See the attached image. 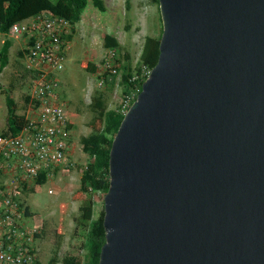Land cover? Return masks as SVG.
Here are the masks:
<instances>
[{
  "label": "water",
  "instance_id": "water-1",
  "mask_svg": "<svg viewBox=\"0 0 264 264\" xmlns=\"http://www.w3.org/2000/svg\"><path fill=\"white\" fill-rule=\"evenodd\" d=\"M124 115L98 264H264V0H159Z\"/></svg>",
  "mask_w": 264,
  "mask_h": 264
},
{
  "label": "rangeland",
  "instance_id": "rangeland-1",
  "mask_svg": "<svg viewBox=\"0 0 264 264\" xmlns=\"http://www.w3.org/2000/svg\"><path fill=\"white\" fill-rule=\"evenodd\" d=\"M90 11L94 13L97 29L87 28V24L77 35L72 33L70 54L65 68L58 74L60 96L69 108L73 124V159L76 162L56 171L44 184L23 195L30 208L32 223L40 227L37 239L40 264H47L55 252L61 260L67 253L84 258L87 250L75 234L80 207L87 199H92L93 218H97L104 208V193L81 188L82 171L90 162V157L82 150L81 138L94 135L102 127L91 106L96 92L105 93L107 109L118 111L127 85L120 74L115 77L114 85L106 83L100 87L95 73L87 70L88 63H101L107 50L104 37L112 33L122 46V56L128 51L132 66L136 67L146 36L159 37L163 28L159 4L152 0H130L129 3L127 0H107L105 11L97 8L93 0H88L85 14ZM11 40L9 62L0 74V134L8 130L9 99L14 101L18 114L26 116L30 107L27 97L33 73L25 64V38L14 34Z\"/></svg>",
  "mask_w": 264,
  "mask_h": 264
},
{
  "label": "built area",
  "instance_id": "built-area-1",
  "mask_svg": "<svg viewBox=\"0 0 264 264\" xmlns=\"http://www.w3.org/2000/svg\"><path fill=\"white\" fill-rule=\"evenodd\" d=\"M72 33L71 22L50 10L15 24L8 34L0 19V49L14 34L23 35L25 64L33 73L26 124L16 134H0V264H36L40 227L27 214L23 195L39 185L40 176L49 179L76 162L73 124L60 96L58 76L68 59ZM122 58L119 48L106 50L95 72L100 87L108 77L122 73ZM151 69L145 66L141 79L146 80ZM141 89L136 84L124 95L121 114L127 113Z\"/></svg>",
  "mask_w": 264,
  "mask_h": 264
},
{
  "label": "trees",
  "instance_id": "trees-1",
  "mask_svg": "<svg viewBox=\"0 0 264 264\" xmlns=\"http://www.w3.org/2000/svg\"><path fill=\"white\" fill-rule=\"evenodd\" d=\"M152 1L159 4V0ZM127 2L129 3L130 0H127ZM93 3L101 11L106 10L104 0H93ZM87 5L88 0H0L2 31L8 34L15 24L46 10L53 11L57 15L69 20L74 30L75 25L81 21ZM161 36L162 32L159 37L151 35L146 36L136 67L132 66L131 55L128 51L122 56V82L127 85L125 94H130V88L136 84L140 86L143 85L145 80L141 79L140 76L145 66L152 68L158 62ZM11 45L12 40L7 39L0 49V74L9 62V50ZM104 47L107 49L109 47L119 48L121 52L122 46L114 35L107 34L104 37ZM97 68L98 65L96 63H88L87 70L89 72L95 73ZM115 77L117 76L112 78L108 77L107 83L111 86L114 85ZM136 98L137 95L135 99ZM27 101H29V97H27ZM91 106L93 111L97 113L96 118L102 122V127L94 135H84L81 138L82 150L84 153H86L90 159L94 157V161H90L87 167L82 171L81 188L83 191L92 190L105 194L110 183L109 165L111 147L124 115L115 109H107V97L102 91H97L93 96ZM25 124L26 116L18 114L14 101L9 99L8 130L5 131L4 134H16ZM47 179L48 178L44 175L40 176L38 178L39 185L44 184ZM27 214L31 215L29 206H27ZM93 214L94 201L92 199H87L80 207V215L76 218L75 229V234L79 236L83 248L87 250L84 258L74 253H67L61 260L58 256V252H55L47 264H57L60 261H62L63 264L99 263L101 249L106 241V230L104 227L105 210L103 208L102 213L97 218H93ZM36 264H40L39 260H37Z\"/></svg>",
  "mask_w": 264,
  "mask_h": 264
},
{
  "label": "crops",
  "instance_id": "crops-1",
  "mask_svg": "<svg viewBox=\"0 0 264 264\" xmlns=\"http://www.w3.org/2000/svg\"><path fill=\"white\" fill-rule=\"evenodd\" d=\"M105 1V4H106V6H107V0H104ZM94 16V13L92 12V11H90L88 14H85V11H84V13H83V15H82V19H81V21L80 22H78L76 25H75V27H74V30H73V35H77V33L78 32H80V30L83 28L84 29V27L88 24V26H87V28H91V29H97V27H96V25L95 24H97L96 23V20L94 19L95 18V16ZM109 34H111V35H114L117 39H118V37L116 36V34H112V33H109ZM73 37L74 36H72V40H73ZM71 40V41H72ZM69 54H70V49H69ZM69 56V55H68Z\"/></svg>",
  "mask_w": 264,
  "mask_h": 264
}]
</instances>
